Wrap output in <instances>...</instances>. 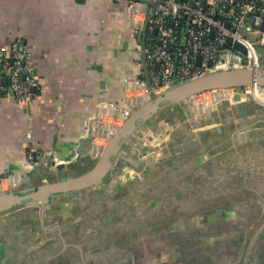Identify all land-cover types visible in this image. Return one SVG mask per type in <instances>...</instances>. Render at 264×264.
I'll return each mask as SVG.
<instances>
[{"label":"crops","instance_id":"1","mask_svg":"<svg viewBox=\"0 0 264 264\" xmlns=\"http://www.w3.org/2000/svg\"><path fill=\"white\" fill-rule=\"evenodd\" d=\"M261 27L264 32V19ZM16 36L24 37L43 87L30 104L17 102L10 94L0 95V173L8 169L17 181L21 172L34 170L35 176L45 172L43 165L33 169L25 165L31 146L42 148L58 161L75 159L79 139L98 103H124L125 83L140 76L144 59L126 0H0V43L8 44ZM258 51L264 61V43L258 45ZM247 103L246 113L234 123L248 125V131H258L263 138L264 112ZM199 104L195 99L186 110L171 108L175 114H156L152 124L139 131L153 143L173 138L172 147L180 148L176 159L182 164L159 159L160 171L138 183L149 185L148 189L133 196V189H127L116 175L98 189L56 199L46 209L36 207L22 215L3 216L0 264H242L250 235L264 215V203L257 196L240 197L239 188L220 185L217 204L197 215L129 222L114 237L120 228L115 221L119 215L130 216L137 210L131 207L135 203L130 197H157L171 185L189 186L193 177L187 178L188 171L213 157L211 149L225 143H199L187 152L178 143L186 123L183 114L200 117L208 113L196 110ZM234 105L232 111H242L240 104ZM231 137L241 149L249 144ZM240 157L238 161L219 160L205 170L213 180L219 176L215 174L217 165L225 166L221 169H227L226 175L242 185L251 167L247 156L241 158L242 164ZM205 180L201 187L214 189ZM249 260L250 264H264V231Z\"/></svg>","mask_w":264,"mask_h":264},{"label":"water","instance_id":"2","mask_svg":"<svg viewBox=\"0 0 264 264\" xmlns=\"http://www.w3.org/2000/svg\"><path fill=\"white\" fill-rule=\"evenodd\" d=\"M259 3L263 4L262 0H259ZM234 45L245 51L242 44L236 42ZM250 84L264 85L263 60L257 68L249 66L215 68L159 91H152L143 102L129 111L121 125L108 139L100 154L89 152L91 138L86 131L79 139L75 159L58 161L56 157L50 156L46 162L31 166L33 169L43 165L45 172L36 176L34 170L28 174L21 172L15 184L0 190V220L7 214L22 215L27 211L31 212L36 207L46 209L49 205L52 206L56 199L75 195L79 191L98 189L109 177L116 175H120L119 182L124 183L127 189L129 187V189H133L132 196L137 192L143 193L149 185L138 183L145 178L148 179L150 173L160 171L163 166L160 165L159 159L164 162L169 160L178 166L183 162L176 159L180 148L172 147L173 138H168L163 144L153 143L146 140L139 132L140 129L145 128L146 124H152L153 116L156 114L174 113V111H169L171 108L177 111L188 109L189 102L194 101L197 94L215 88L244 87ZM246 101L253 104L252 106L258 111L264 112V104L254 101L250 95L244 99L239 93H236L233 99L219 100L213 109L207 110L206 115L196 117L190 112L183 114L181 118L186 120V123L182 129L184 133L181 138H178V143L183 144L182 148L186 149L185 152L192 145L195 146L199 143L214 142L217 144L224 141L225 143L221 147L211 149L209 153L213 157L192 171H188L187 178L191 176L194 179L189 186L184 183L178 186L171 185L157 197H144L137 200L136 196L130 197V201L135 203V206L131 205V207L138 211L136 210L134 213L132 211L130 216L119 215L115 221L120 225V228L115 226L116 229L119 228L114 235L115 238L120 235V230H123L121 225H126L129 222L136 224L137 220L145 218H158L159 221L171 217L186 218L189 215H197L213 208L218 201L217 188L220 185L227 186V188H239L242 191L240 197L257 196L264 203V137H260L258 131H248L250 129L248 125L234 123L236 117L246 113L248 104ZM236 103L240 104L242 111H232ZM177 111L175 112L177 113ZM181 112L183 113V111ZM186 130H189L190 133L188 131L185 133ZM232 135L237 137L239 142L248 140L249 144L242 149L241 146H235ZM248 137L252 140L250 141ZM221 150L223 152L219 153ZM239 155H241L239 163L242 164L241 158L247 156L248 165L251 167L250 174L243 180L242 185L234 181L233 176L226 175L228 174L227 169L225 171L221 169L225 166L217 165L215 174H219V176L211 179V175L206 171L211 163L215 164L223 159L238 161ZM234 167L233 172L237 166ZM219 177L226 179L221 180L220 178L219 180ZM205 179L212 182L210 185L214 189L208 190L201 187L202 183L206 181ZM263 231L264 215L256 223L250 235L248 250L242 264H250L249 254Z\"/></svg>","mask_w":264,"mask_h":264},{"label":"built area","instance_id":"3","mask_svg":"<svg viewBox=\"0 0 264 264\" xmlns=\"http://www.w3.org/2000/svg\"><path fill=\"white\" fill-rule=\"evenodd\" d=\"M126 1L129 21L138 36L144 62H141L140 76L125 83L124 103H98L87 127L91 154L101 153L129 111L152 91L215 68H257L262 60L258 45L264 43L261 27L264 4L259 0ZM236 42L242 44L245 51L235 47ZM30 59L31 52L24 37L16 36L8 44L0 43V95L10 94L15 101L30 104L43 91ZM236 93L242 97L250 95L264 104V85L257 84L215 88L197 94L195 99L200 96L202 108L199 109L207 111L219 100L233 99ZM48 158L49 154L42 148L31 146L25 165L44 163ZM16 179L15 174L5 169L0 173V190L15 184Z\"/></svg>","mask_w":264,"mask_h":264},{"label":"bare ground","instance_id":"4","mask_svg":"<svg viewBox=\"0 0 264 264\" xmlns=\"http://www.w3.org/2000/svg\"><path fill=\"white\" fill-rule=\"evenodd\" d=\"M202 105H203V104H202ZM206 105H207V104H205L204 106H206ZM199 108H202V106H199ZM211 108H213V106H210V107H209V110H210ZM196 110L199 111V110H201V109H196Z\"/></svg>","mask_w":264,"mask_h":264},{"label":"rangeland","instance_id":"5","mask_svg":"<svg viewBox=\"0 0 264 264\" xmlns=\"http://www.w3.org/2000/svg\"><path fill=\"white\" fill-rule=\"evenodd\" d=\"M209 96V95H208ZM142 97H140V99H141ZM201 100H202V98L199 96L198 98H197V101H199V102H201Z\"/></svg>","mask_w":264,"mask_h":264}]
</instances>
